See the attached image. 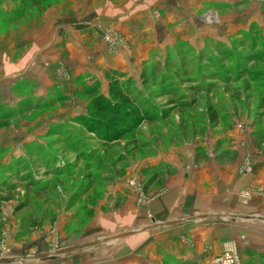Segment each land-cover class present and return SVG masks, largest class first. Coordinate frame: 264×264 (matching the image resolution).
I'll list each match as a JSON object with an SVG mask.
<instances>
[{
    "label": "rangeland",
    "instance_id": "374dc122",
    "mask_svg": "<svg viewBox=\"0 0 264 264\" xmlns=\"http://www.w3.org/2000/svg\"><path fill=\"white\" fill-rule=\"evenodd\" d=\"M64 1L27 9L21 0H0L3 252L13 234L24 241L63 212L87 224L95 210L110 205L116 185L134 181L144 198L163 189L178 166L232 160L233 151L250 141L264 149V0L195 5L199 23L192 36L177 30L173 43L161 39L149 46L134 69L99 78L64 62V53L57 58L56 48L40 53L34 45L37 33L51 30V20L62 12L52 8ZM17 13L20 18L11 20ZM165 22L163 30L171 32ZM123 38L112 27L102 35L111 55L125 44ZM117 73L144 106L151 103L153 118L109 140L82 123L93 113L92 95L85 91L97 83L109 97ZM237 240L229 239L210 264L226 257L231 261L225 264H264V254L241 252Z\"/></svg>",
    "mask_w": 264,
    "mask_h": 264
},
{
    "label": "crops",
    "instance_id": "0c3cea01",
    "mask_svg": "<svg viewBox=\"0 0 264 264\" xmlns=\"http://www.w3.org/2000/svg\"><path fill=\"white\" fill-rule=\"evenodd\" d=\"M207 1L220 0H65L34 45L40 53L56 48L57 58L64 53L89 77L129 71L149 46L173 43L177 30L192 36L194 6ZM111 27L126 40L113 55L102 39ZM252 146L235 149L229 161L178 166L144 198L134 185H116L110 205L87 224L63 212L24 241L8 237L0 264H210L235 238L241 252L264 254V149Z\"/></svg>",
    "mask_w": 264,
    "mask_h": 264
},
{
    "label": "trees",
    "instance_id": "16d2710c",
    "mask_svg": "<svg viewBox=\"0 0 264 264\" xmlns=\"http://www.w3.org/2000/svg\"><path fill=\"white\" fill-rule=\"evenodd\" d=\"M49 0H21L27 9H43ZM17 13L11 20L19 19ZM123 73H117L108 85L109 97L99 92L98 84L88 87L85 93L92 95V115L83 119V124L104 139L120 138L121 134L132 130L135 123L143 119L153 118L147 106L141 103V98L129 92L127 84L121 82ZM176 94L175 91L170 92ZM180 102V101H179ZM89 216L91 213H86Z\"/></svg>",
    "mask_w": 264,
    "mask_h": 264
},
{
    "label": "built area",
    "instance_id": "2783aa9c",
    "mask_svg": "<svg viewBox=\"0 0 264 264\" xmlns=\"http://www.w3.org/2000/svg\"><path fill=\"white\" fill-rule=\"evenodd\" d=\"M130 184H131V185H136V184L134 183V181H131ZM229 259H231V257H229V258L226 257L225 259L218 258V259H215V262H216V264L230 263L231 260H229Z\"/></svg>",
    "mask_w": 264,
    "mask_h": 264
}]
</instances>
